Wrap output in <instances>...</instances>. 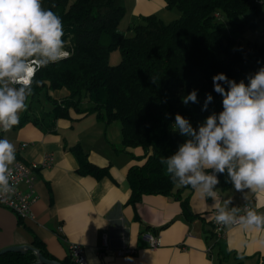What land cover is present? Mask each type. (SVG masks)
I'll return each instance as SVG.
<instances>
[{"label": "trees", "instance_id": "16d2710c", "mask_svg": "<svg viewBox=\"0 0 264 264\" xmlns=\"http://www.w3.org/2000/svg\"><path fill=\"white\" fill-rule=\"evenodd\" d=\"M164 2L168 10L180 12L177 20L164 23L155 15L142 17L131 23L133 35L126 37L118 30L125 15L124 0H42L44 9H51L62 18L70 56L37 73L36 79L44 83L33 85L28 108L13 128L31 123L53 132L59 119L72 120V112L79 116L95 114L106 124L118 121L123 150L143 152L140 158L144 162L131 166L127 172L131 191L128 203L133 207L143 195L165 196L175 189L160 159L175 154L187 139L174 128L176 114L198 128L209 116L223 110L222 97L213 90L214 75L224 73L237 83H248L249 77L264 67V39L258 36L245 44L240 41L246 26L255 27L254 18L259 11L255 0ZM248 11L253 12L252 20L237 22ZM218 12L228 22L227 34L223 33ZM114 50L119 51L121 60L111 66L109 54ZM61 89L68 92L63 99L50 96ZM193 90L197 91V102L184 105L182 98ZM208 94L212 95L211 102H207ZM82 99L89 107L80 108ZM43 100L51 109L45 110ZM67 150L76 159L79 174L96 179L107 174L106 168L88 161L79 144L68 146ZM217 177L222 190L230 187L227 170ZM181 205L187 209L185 201ZM31 247L54 260L36 237ZM36 260L33 251L0 256V264H35ZM60 264L76 263L69 255Z\"/></svg>", "mask_w": 264, "mask_h": 264}, {"label": "crops", "instance_id": "0c3cea01", "mask_svg": "<svg viewBox=\"0 0 264 264\" xmlns=\"http://www.w3.org/2000/svg\"><path fill=\"white\" fill-rule=\"evenodd\" d=\"M124 5L123 19L130 25L149 15L163 22L176 17L164 0H124ZM67 95L65 89L50 93L55 100ZM43 103L45 107L46 101ZM71 119H59L53 132L31 123L7 134L0 130V139L7 135L15 145L14 163L40 164L45 157L52 159L50 166H40L33 173L32 219L20 220L0 205V251L31 246L36 237L59 263L69 256V245L74 244L84 249L87 264H264V227L231 225L243 205L264 212V191H237L232 183L222 190L218 183L213 198L202 189L175 186L169 195H143L133 207L128 203L127 172L144 162L142 150H123L118 122L106 124L95 114L79 116L74 112ZM75 144L82 147L89 162L106 168L107 174L99 179L79 174L78 163L67 150ZM203 171L217 175L212 169ZM21 188L28 193L25 186ZM181 201L186 202L188 211ZM221 209L232 219L225 226V235L217 238L212 211ZM145 234L160 237L161 246L150 249ZM122 248L132 249L133 254L119 256Z\"/></svg>", "mask_w": 264, "mask_h": 264}, {"label": "clouds", "instance_id": "9594fccd", "mask_svg": "<svg viewBox=\"0 0 264 264\" xmlns=\"http://www.w3.org/2000/svg\"><path fill=\"white\" fill-rule=\"evenodd\" d=\"M64 35L62 18L44 9L42 0H0V130L5 134L18 125L20 114L27 110L33 85L44 83L36 79L37 73L70 56ZM212 79L223 110L198 128L176 114L174 128L187 139L175 154L161 157L165 174L175 186L202 189L213 198L219 180L203 169L216 174L227 170L237 191H264V68L249 77L248 83H237L224 73ZM211 100L208 94L207 102ZM190 102H197L196 90L182 98L184 105ZM15 159V145L5 135L0 139V195L14 192L8 173ZM231 219V214L221 209L215 222L227 226ZM240 219L246 227H264V213L256 210Z\"/></svg>", "mask_w": 264, "mask_h": 264}, {"label": "built area", "instance_id": "2783aa9c", "mask_svg": "<svg viewBox=\"0 0 264 264\" xmlns=\"http://www.w3.org/2000/svg\"><path fill=\"white\" fill-rule=\"evenodd\" d=\"M259 3V0H255ZM260 36L264 39V30L260 33ZM25 145H23L24 147ZM52 164V159L50 157H45L43 162L40 164L30 163L26 164L22 161H16L13 165L9 167L10 171L8 173L10 177V184L14 186V192L9 195H0V205L7 208L13 212L18 219H32L33 215L31 212V206L34 202V184L35 177L33 175L34 171L40 166L48 167ZM22 186L28 189V193L22 190ZM255 210L248 205H243L239 209L237 216L231 221V225H239L245 223L240 219V217L246 216L248 211ZM257 211V210H256ZM258 213H264L259 212ZM219 214L217 210L212 211V227L214 234L217 238H222L225 235V225H220L215 222L216 215ZM148 238V246L150 249L154 250L161 246L160 237L145 234ZM103 243L106 245L107 239L103 238ZM133 254L132 249L122 248L119 252V256L131 255ZM69 255L76 264H87L84 249L79 245L71 244L69 245Z\"/></svg>", "mask_w": 264, "mask_h": 264}, {"label": "rangeland", "instance_id": "374dc122", "mask_svg": "<svg viewBox=\"0 0 264 264\" xmlns=\"http://www.w3.org/2000/svg\"><path fill=\"white\" fill-rule=\"evenodd\" d=\"M257 7H258L259 11L257 12V15L254 18L256 20L255 27L246 26L243 34L240 37L241 38L240 41L243 44H245L249 41H255L257 39V37L260 36L261 31L264 30V0H260V2L257 4ZM170 11H172V13H176V17L174 19H170L169 21H165L164 23H169L171 21L177 20L180 17V12L178 10L172 9ZM218 16H219L218 17L219 23H222L224 25L223 33L227 34L228 29H229L228 22H227L225 16L221 12H218ZM252 18H253V12L248 11L243 16L239 17L237 19V22L241 21L242 19H245V20L250 22L252 20ZM129 27H130V24L127 23V21L125 19H123L119 22L118 30L120 33L124 34L126 37H131L133 35V32L129 29ZM120 60H121V58H120V53L118 50H114L109 54V64L111 66L117 65L120 62ZM87 107H89V104L84 99H82V101L80 103V108L84 109ZM49 109H50V104L48 102H46L45 103V110L47 111ZM114 122L117 123L118 121H113L111 123H114Z\"/></svg>", "mask_w": 264, "mask_h": 264}, {"label": "water", "instance_id": "95a60500", "mask_svg": "<svg viewBox=\"0 0 264 264\" xmlns=\"http://www.w3.org/2000/svg\"><path fill=\"white\" fill-rule=\"evenodd\" d=\"M25 251H33L36 256L37 260L35 264H60L59 262L55 260H48L45 257L42 256V254L39 253V251L33 249L31 246H13V247H7L5 249H2L0 251V256L7 253V252H25Z\"/></svg>", "mask_w": 264, "mask_h": 264}]
</instances>
